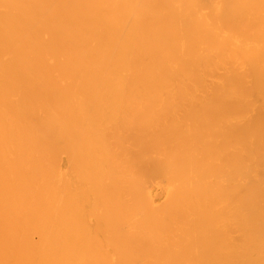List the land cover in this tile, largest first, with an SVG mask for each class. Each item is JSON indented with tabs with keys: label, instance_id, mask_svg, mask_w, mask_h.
Listing matches in <instances>:
<instances>
[{
	"label": "bare ground",
	"instance_id": "6f19581e",
	"mask_svg": "<svg viewBox=\"0 0 264 264\" xmlns=\"http://www.w3.org/2000/svg\"><path fill=\"white\" fill-rule=\"evenodd\" d=\"M0 264H264V0H0Z\"/></svg>",
	"mask_w": 264,
	"mask_h": 264
}]
</instances>
